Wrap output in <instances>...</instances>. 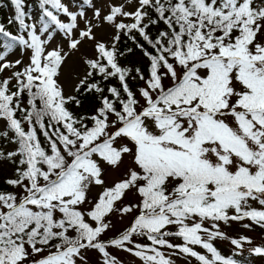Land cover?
<instances>
[{"label":"snow or ice","instance_id":"1","mask_svg":"<svg viewBox=\"0 0 264 264\" xmlns=\"http://www.w3.org/2000/svg\"><path fill=\"white\" fill-rule=\"evenodd\" d=\"M11 4L0 264L264 257L221 229H264V0H38L36 18Z\"/></svg>","mask_w":264,"mask_h":264},{"label":"rangeland","instance_id":"2","mask_svg":"<svg viewBox=\"0 0 264 264\" xmlns=\"http://www.w3.org/2000/svg\"><path fill=\"white\" fill-rule=\"evenodd\" d=\"M3 15H2V19L3 21H5V24L7 25L8 30L11 31H15L17 28L16 24H12V25H8V20L10 19V15L12 13V6L10 4H6L3 8ZM38 12L39 9L36 8L34 10H32L30 13L32 14L33 18H36L38 16ZM89 15H91V12L88 13ZM81 27H83V24L81 23ZM79 56V54H76L72 57V59L69 60L68 64L72 69V74L74 75L76 72H80L82 71L77 57ZM12 59H15L16 57H11ZM25 62H27V57L24 58ZM5 76L10 75V73H8L7 71L4 73ZM117 178H118V174H117ZM98 190L94 189L93 190V195H95V193ZM253 206H257V205H253ZM113 222L116 223V227L117 228H123L125 225H127L131 219V217H127L124 219L123 223H119L116 221V218L113 217ZM250 221L245 220L243 222H231L230 226H225V225H221V229L223 232H225L229 237H239L240 235H244L246 237L251 238L253 244H245L244 245V252L247 253L248 250L255 246V245H264V233L263 230L256 228L254 226H251L250 229H246L244 227H242V223H249ZM109 236L112 235V233L108 234ZM215 244L218 245V247L220 248V250L225 253V254H230L231 250L233 249V246L230 244L229 241L224 240H216ZM119 255L121 256V258L124 260V264H140V262L138 260H134L132 257L124 254V253H119ZM177 263L179 264H185V262L183 260H177ZM195 264V262H194Z\"/></svg>","mask_w":264,"mask_h":264},{"label":"trees","instance_id":"3","mask_svg":"<svg viewBox=\"0 0 264 264\" xmlns=\"http://www.w3.org/2000/svg\"><path fill=\"white\" fill-rule=\"evenodd\" d=\"M6 4H10L12 6V13L10 15V18L12 16H14V14H15V9H14V6L11 4V0H0V22H2L4 24H5V21H3V19H2V15H3V12L2 11H3V8H4V6ZM36 8H38V0H25V11L26 12H29L30 13L32 10H34ZM6 27H7V25H6ZM129 45H130V42H129ZM121 47L123 48V44L121 45ZM139 56H140V53L137 52V56L136 57H129V59L136 60V59H138ZM121 63H127V61H125V60L122 59L121 60ZM85 104L87 106V101L85 102ZM249 224H251V221L249 222ZM252 226L263 230V233H264V229H262V228H260V227H258L256 225H254V224H252ZM175 242L179 243V241H175ZM215 246L220 250V248L218 247V245L215 244ZM197 250L203 251L201 249H197ZM222 254L229 255V254H225L223 252H222ZM243 255L247 257V256H249V252H247V253L244 252ZM237 258H240V257H237ZM249 258L251 259L252 264H264V257L251 256ZM177 264H179V263H177Z\"/></svg>","mask_w":264,"mask_h":264}]
</instances>
